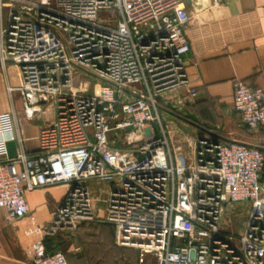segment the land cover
I'll return each mask as SVG.
<instances>
[{
	"label": "built area",
	"instance_id": "obj_1",
	"mask_svg": "<svg viewBox=\"0 0 264 264\" xmlns=\"http://www.w3.org/2000/svg\"><path fill=\"white\" fill-rule=\"evenodd\" d=\"M187 21L179 0H0V65L18 82L7 90L20 95L24 120L52 110L36 154L13 157L7 143L19 146L21 131L13 109L0 114V210L27 219L31 264H69L43 240L92 220L88 180L110 186L103 221L136 264H264V152L200 137L183 167L159 122L157 97L185 84ZM79 75L97 82L90 95ZM231 99L244 127L264 129V90L235 79ZM121 133L128 139L114 146L109 136ZM60 185L65 196L38 225L24 194ZM229 203L249 207L236 244L218 236Z\"/></svg>",
	"mask_w": 264,
	"mask_h": 264
},
{
	"label": "crops",
	"instance_id": "obj_2",
	"mask_svg": "<svg viewBox=\"0 0 264 264\" xmlns=\"http://www.w3.org/2000/svg\"><path fill=\"white\" fill-rule=\"evenodd\" d=\"M179 1L188 17L183 30L189 47L182 57L185 84L183 88L159 95L157 102L163 108L175 107L194 126L189 124L193 137L186 139L187 145L175 138L171 150L173 163L188 166L192 161V144L205 136L264 150V129L251 131L244 127L232 109L231 99V82L235 79L251 89L264 90V18L261 16L264 0ZM17 84L13 67L9 63L0 65V114L14 110L22 139L19 146L15 141L7 143L9 157L18 148L25 155H35L38 131L52 119L51 114L43 113L24 120L20 95L7 90ZM187 90L193 93L187 94ZM176 99L181 104L171 106ZM93 182H86L88 189L94 186ZM109 187L101 185L97 196H91L96 223L82 222L45 237L43 245L48 253H62L69 264H133V251L114 246L112 226L103 221ZM66 189L60 185L24 194L28 212L38 225L50 222ZM27 228L26 218L11 220L0 210V264H31L26 250L35 238L25 235ZM136 259L137 252L134 264Z\"/></svg>",
	"mask_w": 264,
	"mask_h": 264
},
{
	"label": "rangeland",
	"instance_id": "obj_3",
	"mask_svg": "<svg viewBox=\"0 0 264 264\" xmlns=\"http://www.w3.org/2000/svg\"><path fill=\"white\" fill-rule=\"evenodd\" d=\"M75 82L78 85H81L80 87L83 89L84 95H89V93L92 92L93 87L97 84V82L94 79H92L89 76H85V75H79L78 77H76ZM156 103H157V99H156ZM171 106H174V105H171ZM167 108L170 109L174 114L186 119L190 123H193L192 120L181 115L180 112L175 107L167 106ZM51 112L52 110L50 109L49 106H47L45 107V110L43 113L51 114L52 116ZM158 116H159V122H160L161 128L166 133V137L168 139L170 150H172V145L174 144L175 138H177L176 141H179V142L181 141L182 143L187 145L186 139L189 140L191 137H193L191 133L192 129L189 127V123L181 121L180 119L172 117L171 115L163 113L161 111L158 113ZM155 129H156L155 131L157 132L158 126H156ZM205 137H202V138H205ZM127 139H128V135L126 133L117 134L116 136L111 134L109 136L110 142L114 146H118V147L121 146L120 140L124 141ZM191 155H192V151H191ZM93 181H95L93 182L94 186L91 189H89V195L97 196V192L102 189L101 185L107 186V184L101 181H96V180H93ZM262 196H264V193L262 194ZM248 208L249 207L244 203L227 204L224 207L221 218L219 220L218 236L222 237V239H225V241H228V238H230L231 242L233 244H236L237 239L242 234V230H243V227L246 221ZM258 209L264 212V205L263 206L260 205ZM88 222L90 224H95L96 223L95 217H93L92 220ZM80 223H77L76 226ZM129 250L131 252L133 251V264H134L135 257H136V251L131 250V249Z\"/></svg>",
	"mask_w": 264,
	"mask_h": 264
},
{
	"label": "trees",
	"instance_id": "obj_4",
	"mask_svg": "<svg viewBox=\"0 0 264 264\" xmlns=\"http://www.w3.org/2000/svg\"><path fill=\"white\" fill-rule=\"evenodd\" d=\"M156 104H157L158 109H162V110H164L166 113H168L169 115H171L172 117H175V118H177V119H180L181 121H184V122L189 123L190 125L194 126L193 123H190V122L187 121L186 119H184V118H182V117H180V116L174 114L170 109H168V108H163L158 102H157ZM208 138H210L211 140L216 141V142L227 143V142L222 141V140H219V139H217V138H213V137H208ZM258 149H259L260 151H262L261 148H258ZM131 250H132V249H131Z\"/></svg>",
	"mask_w": 264,
	"mask_h": 264
},
{
	"label": "water",
	"instance_id": "obj_5",
	"mask_svg": "<svg viewBox=\"0 0 264 264\" xmlns=\"http://www.w3.org/2000/svg\"><path fill=\"white\" fill-rule=\"evenodd\" d=\"M228 143V142H227ZM229 143H236V142H229ZM241 144V143H240ZM258 149V148H257ZM259 150V149H258ZM262 152H264V150H262Z\"/></svg>",
	"mask_w": 264,
	"mask_h": 264
}]
</instances>
